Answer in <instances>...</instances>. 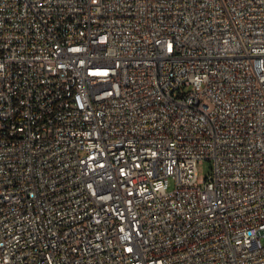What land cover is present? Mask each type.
I'll return each mask as SVG.
<instances>
[{"label": "built area", "instance_id": "2783aa9c", "mask_svg": "<svg viewBox=\"0 0 264 264\" xmlns=\"http://www.w3.org/2000/svg\"><path fill=\"white\" fill-rule=\"evenodd\" d=\"M0 264H264V0H0Z\"/></svg>", "mask_w": 264, "mask_h": 264}, {"label": "rangeland", "instance_id": "374dc122", "mask_svg": "<svg viewBox=\"0 0 264 264\" xmlns=\"http://www.w3.org/2000/svg\"><path fill=\"white\" fill-rule=\"evenodd\" d=\"M198 169H199V176L201 178H204V177L209 175L210 170H211V165L209 162L203 161V162L199 163Z\"/></svg>", "mask_w": 264, "mask_h": 264}]
</instances>
